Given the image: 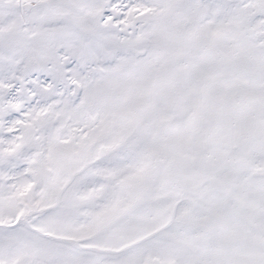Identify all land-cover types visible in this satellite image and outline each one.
<instances>
[{"label": "snow or ice", "instance_id": "6c2138e0", "mask_svg": "<svg viewBox=\"0 0 264 264\" xmlns=\"http://www.w3.org/2000/svg\"><path fill=\"white\" fill-rule=\"evenodd\" d=\"M0 264H264V0H0Z\"/></svg>", "mask_w": 264, "mask_h": 264}]
</instances>
